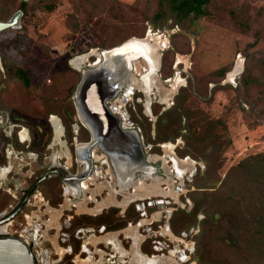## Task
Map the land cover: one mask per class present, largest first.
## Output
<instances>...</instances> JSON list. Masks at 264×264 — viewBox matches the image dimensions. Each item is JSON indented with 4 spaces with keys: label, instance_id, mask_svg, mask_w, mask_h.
Instances as JSON below:
<instances>
[{
    "label": "rangeland",
    "instance_id": "rangeland-1",
    "mask_svg": "<svg viewBox=\"0 0 264 264\" xmlns=\"http://www.w3.org/2000/svg\"><path fill=\"white\" fill-rule=\"evenodd\" d=\"M113 1L109 8L103 10L93 7L86 0L24 1L26 3V13L21 18L20 29L6 30L0 33V111L8 112L7 115L1 114L7 117L9 124L12 123L25 127L30 133L31 139L36 143L39 138V127L46 134L49 130V118L47 119L49 111H54L53 114L59 116L57 113L61 112L64 106L71 102V99L73 101V96L70 98L68 94L74 85V74L76 73L80 76V72L70 66V61L74 57L89 53L92 50L100 52L101 50L117 46L122 41H126L132 37L144 38L146 35L151 34L162 37V40L167 43L166 47L168 46V48L160 51V54L164 51L172 50V54L167 57L164 68H161L160 58L158 79L160 80L161 90L166 93L170 89V85L174 79L180 81L181 86L170 97L167 104H164L163 100L153 93L151 95L152 101L150 106L147 107L144 95L138 90L134 91L132 100L125 104V109L130 115V120L141 129L143 143L145 145L148 143L141 124V122L145 123L144 117L147 118L148 122H151L152 139L155 136L154 123L157 116L152 115V120L147 116L148 111L151 112V110L155 109L158 110V115L161 114L173 106L174 99L181 90L189 89L188 106L197 112H202L209 119L221 121L228 130L231 144L222 154L223 165L218 171L221 177L224 176L231 165L241 158L249 154L264 151V84L263 86H255L253 91L246 94L236 91L245 67L246 53L253 50L257 51L253 53L256 58L264 57V0H214L210 6L211 18H204L193 22L188 21L182 24V26L174 25L172 28L163 29H153L147 20L156 9L154 0ZM20 2L21 0H0V9L4 8L7 10L8 16L11 17L19 10L18 6ZM48 4H54L55 7L52 12H48L44 8ZM238 8L242 9L241 20L247 23L248 30L246 31H241L231 18L230 11ZM72 13L76 15L77 27L75 28L69 24L68 16ZM256 34L260 36V42L256 47L249 48L248 45L253 42ZM91 46L100 47L90 48ZM96 58L94 56L90 57L89 62L81 66V70L87 68L89 63L95 62ZM238 60H240L241 72L236 77L227 80V74L232 71ZM2 62L6 65V68L10 67L11 71L16 67H22L29 78V86L26 87L21 81L11 78L7 74L6 68L3 67ZM221 67L228 69L224 76L213 75L214 71ZM135 70L134 74L140 75L145 71L143 69V71L138 73L139 71ZM167 79L168 81L165 83L164 80ZM140 109L141 111H139ZM75 117L76 111L72 124L75 122ZM6 131L8 133L10 130L7 129ZM1 132L0 129V134ZM44 138L46 139L47 135ZM51 143L52 138L49 144ZM1 146L2 141L0 140V155H2ZM182 147L183 142L176 146L175 149L178 150ZM155 148H158L159 152L156 153L152 150L154 154L158 156L164 155V150L157 145L153 147V149ZM33 149L38 154L39 159L43 158L46 154H51L53 158L60 151L58 147H53L47 151V147L45 148L43 145H34ZM177 150H174V152ZM191 160L194 161L193 159ZM195 162H197L195 165L196 170L199 164L204 169L205 163L202 160H196ZM156 164L160 165L161 161H158ZM170 168L173 170V175L171 174L170 177L178 182L179 180L175 178L177 176L176 171H174L172 166ZM71 171H76L75 165H73ZM104 174L105 172L103 171ZM194 175H192L189 181L186 180L188 174L186 176L183 175L185 182L183 192L179 185L175 186L180 188L181 195L178 196L179 198L176 197L175 199L173 195L169 197L150 196L152 200L168 201V204L163 202L164 208L162 209L157 208L155 205L151 207L146 206L145 208L146 215L148 216L147 221L151 214L161 211V221L152 225L151 231L154 233L151 234L149 232L150 236L144 243H148L151 250L150 253L145 252L146 254L159 253L153 249L154 241L157 240L166 241L168 244L167 249H163L165 256H169L167 250H172L173 246L177 244L175 241L167 242L166 239L168 237L160 236L157 231L160 230L159 225H163L166 222L169 225L172 213L177 209H182L186 212L191 210L192 204L186 200H188V194L195 190L192 179L195 178L193 177ZM160 176L164 179L169 177L166 173L165 176ZM33 178L34 176L27 180L29 186L32 185L31 180ZM101 181L104 182V180ZM150 183L151 181L147 182V184ZM139 185L140 182H137L134 187ZM39 189L45 199L59 198L60 202H62L61 182L54 181L50 189H46L43 185ZM139 192L141 193L140 190ZM86 195L88 196L89 194L87 193ZM109 195L111 196V193ZM77 197L75 196L74 200L76 203L81 196L76 199ZM104 198H106V191H103L97 197L98 202ZM117 198L120 199V195ZM10 199V196L7 194L0 193V209L5 207ZM148 201L145 199L143 202L146 204ZM133 204L135 206V203ZM94 206L93 203L88 204L89 209L94 208ZM166 208L173 209L170 216H166L164 212ZM75 211V209L73 211H66L64 214L65 216L72 215L73 218L69 221L70 224L74 217L80 215L92 216L88 213L75 214ZM124 212L121 214V209H119L116 217H123ZM138 213L139 217H141L140 212ZM65 216L62 219H66ZM200 216L201 218H199ZM18 219H20V214L18 215ZM140 219L132 223V225L137 224ZM202 219L203 214L199 213L197 215V222ZM147 221L143 222V228H145L144 224H147ZM196 226L199 227V232L192 238L185 239L184 241L185 243L189 241L194 242L191 261L195 263L194 255L199 250L198 243L200 242V238L198 236L201 232L200 225L197 224L193 227ZM126 227L121 230H124ZM141 229L140 232L142 233ZM63 230L69 234L68 244L72 245V239L78 240L75 238L76 229L72 230L71 225L69 228H64ZM117 231H108L103 234L97 233L95 237H101L105 233ZM86 235L88 236V234ZM117 237L122 241L125 249L128 250L131 241L125 240L122 233ZM183 246V244H180V248H183ZM99 248L106 253L110 252V248H105L101 243L99 244ZM88 249L90 253H93V247H89ZM85 256L86 253L83 254V257ZM94 256L98 259L99 255L94 253ZM72 259L73 255L66 256L64 259L65 264H72ZM125 260L126 262L123 263L119 261V258L115 257V264L130 263L129 259ZM67 261L69 262L67 263Z\"/></svg>",
    "mask_w": 264,
    "mask_h": 264
},
{
    "label": "trees",
    "instance_id": "trees-1",
    "mask_svg": "<svg viewBox=\"0 0 264 264\" xmlns=\"http://www.w3.org/2000/svg\"><path fill=\"white\" fill-rule=\"evenodd\" d=\"M154 1L156 9L147 19L153 29L172 28L174 25L182 26L188 21L193 22L212 17L210 6L214 0ZM86 2L103 10L109 8L114 1L86 0ZM54 7V4L44 6L48 12H52ZM18 9L23 12V15L26 13V3L23 0L19 3ZM241 10V8L231 10L230 15L235 25L239 26L241 31H246L248 26L240 18ZM7 17L10 18L7 10L0 9V21L8 20ZM68 19L73 28L77 27L75 14L69 15ZM259 42L260 36L256 34L248 47L254 48ZM95 47L100 46H91L90 48ZM254 52L257 51L250 50L245 55V67L236 90L241 94L251 92L255 86L264 84V57L256 58ZM170 54H172V50L162 53L161 68L166 65L167 57ZM2 64L6 68L4 62ZM227 71L226 67H221L214 71L213 75L223 77ZM6 72L11 78L21 81L26 87L29 86V78L22 67H16L12 71L10 67H7ZM74 75V85L68 94L70 98H72L74 87L80 78L78 74ZM189 91V89L181 90L176 95L173 106L161 114L158 115V110H151L152 115L157 116L154 123L155 136L153 139L151 137V122H148L146 117H144L145 123L141 122L147 144L151 143L154 147L161 143H173L177 138H181L183 147L175 149L177 156L181 159L189 157L194 161L202 160L205 163L204 169L197 167L193 176L195 178H192L195 190L188 194V200L192 204L191 210L188 212L182 209L174 211L169 220V227L175 235L180 236L189 228L197 224L200 225L199 250L194 255L197 264H264V151L241 158L231 165L221 177L218 171L223 165L222 154L231 144L228 130L221 121L209 119L202 112L191 109L188 106ZM75 111L71 99V102L57 113L64 127L65 139L71 152L73 151L71 124ZM53 112L49 111V116H56ZM1 113L8 114L7 111H0ZM15 134L16 131H13L9 137H5L1 132L0 140L3 141L4 147L6 144L12 143L17 150L36 153L33 149L34 145H43L46 148L52 138L50 128L46 134L39 127L38 141L34 143L32 140L26 148L24 144L18 142ZM45 135H47L46 139ZM77 138L80 142H87L90 139V134L82 128ZM152 150L156 153L159 152L158 148H152ZM41 162L42 158H38L37 164L41 165ZM46 172V170H37V175L35 173L36 176L34 175L31 184L38 181ZM54 181L60 182L59 177L48 176L38 184L37 188H41L43 185L46 189H50ZM0 193L2 192L0 191ZM60 201L59 198L49 199L52 206H58ZM117 212H119L118 208L110 207L96 216L74 217L71 229L94 228L97 231L103 227L104 232L117 231L140 218L133 203L126 208L123 217H116ZM199 213L203 214V219L197 222ZM72 246L73 252H78L80 241L72 239ZM149 247V244L146 243L142 249L144 252L150 253Z\"/></svg>",
    "mask_w": 264,
    "mask_h": 264
},
{
    "label": "water",
    "instance_id": "water-1",
    "mask_svg": "<svg viewBox=\"0 0 264 264\" xmlns=\"http://www.w3.org/2000/svg\"><path fill=\"white\" fill-rule=\"evenodd\" d=\"M22 16L23 12L17 10L8 20L0 21V33L10 29H20ZM141 40L142 38L136 39L135 37H132L120 45L110 49L101 50L100 52H97V55L100 56V62L97 65H88L85 69L77 70L80 72V78L74 89L73 101L76 114L83 123L84 128L89 132L90 139L86 143L75 146L72 152L66 142H63L64 147L67 149L70 156L81 162L82 169L79 173L67 174V172L58 164L57 156L53 157L51 166L53 169L52 174L59 177L60 182L66 185L74 196H80L82 194L81 183L92 179L95 174L94 163L91 156V152L94 149L101 151L108 159L111 176L107 179V182L114 180L116 196L120 195L123 197V190H128L129 193H133V191H131L133 185L142 177H146V179L148 178L146 180L147 182L151 181L153 178L163 179V177L157 176L159 170L153 165V162L146 157L143 149V142L137 130L124 128L121 124L120 117L113 113L108 107L109 102L114 101L119 96L124 97L131 92L129 91V86L132 74V62L137 61L138 59L143 60L148 55L147 49H145ZM167 48L168 46L166 49ZM161 55L162 54H160V58ZM97 60L98 59L96 58L95 62ZM149 115L153 120L151 112ZM56 118L59 124L58 132L60 133V140V137L64 135L65 130L60 119L58 117ZM56 130L57 128L54 127L51 145L54 144ZM173 153L174 157L178 160H182L176 156L175 152ZM186 159L192 161L189 157H186L184 160ZM192 163H194V161H192ZM170 165H172V162ZM195 171L196 170L193 168L189 173L194 175ZM163 172L162 175L165 176V173ZM183 175L180 176V174H177L175 178L181 182L183 181ZM46 177L47 174L43 175L38 181L30 186L15 209L8 216L0 220V224L9 221L17 215L29 193ZM168 178L169 177H167V179ZM151 196L161 197L162 195L151 194ZM145 198L146 197L136 198L130 202L128 201L121 204L123 206L109 204L107 207L98 209L95 214L87 213L98 215L109 207H116L119 209L124 207L121 209L124 210L131 203L143 201ZM122 200L123 198L118 202H122ZM170 215L171 212H169L168 216ZM158 216L161 215L159 214ZM121 233L124 234L123 230L113 232V234H117V236ZM0 264L37 263L31 249L20 238L14 235H5L0 232Z\"/></svg>",
    "mask_w": 264,
    "mask_h": 264
},
{
    "label": "built area",
    "instance_id": "built-area-1",
    "mask_svg": "<svg viewBox=\"0 0 264 264\" xmlns=\"http://www.w3.org/2000/svg\"><path fill=\"white\" fill-rule=\"evenodd\" d=\"M167 80H164L165 83H167ZM130 100H132V96L133 93H131L130 95ZM125 97V96H124ZM123 96H119V98H116L114 101H111L108 103V107L109 109L117 114L120 119H121V124L124 128L127 129H136L137 132L140 135V138L142 139L143 142V136L141 133V129L136 126L131 120H130V115L128 114V112L125 109V104L128 103L130 100H128L125 104H123L122 110L124 112V114L126 115V117H123L121 114H119L117 108H115L114 103L116 100L118 99H122ZM5 117V118H3ZM52 117H57L54 115H50L49 119H48V123H49V128L51 129V132L53 134L54 131V126L51 124V118ZM7 121L8 125H4V127H0L1 131L5 134H7V129H9L12 133V131H16V136L18 138L19 143L24 144L25 147L27 148L32 139L31 137H29L30 133L28 132V130L21 126V125H16V124H9V121L7 119L6 116H4L3 114H0V125H3L5 122ZM84 128L83 123L81 122V120L79 119L78 115L76 114L75 117V122L71 125V131H72V146L73 148L75 146H79L80 144L86 143V142H80L78 141V134L80 133L81 129ZM23 132V133H22ZM19 136V137H18ZM65 141V131H64V135H62L60 137V141ZM67 144V142H66ZM179 144H182V139L181 138H177L175 140V143L172 142H166V143H161V144H157L158 147H160L163 150V146L164 145H172L173 146V152L176 148V146H178ZM53 145V144H52ZM51 144H49L47 146V151L51 150L50 147H52ZM68 145V144H67ZM152 145L151 144H147L145 145L143 143V149L145 152V155L147 158L150 159V157H160L157 154H154L152 152ZM61 150V149H60ZM31 156L35 159H37L38 161V154L34 153V152H30ZM91 156H92V160L94 163V170L96 171L97 168L102 169V171H106V174H104L103 177L100 178H95L94 182H89L88 180L84 181L87 182V192H84V188H83V183H81V188H82V194L80 195L81 198H79V196L76 198H79V201L76 203L74 202L75 200V196L72 194L71 190L64 184L61 183V188H62V197H63V201L61 204H59L57 207H53L51 206L49 200L45 199L43 193L41 192V190L39 188H35L33 189L29 195L27 196L26 201L24 202L22 208L20 209V211L17 213V215L15 217H13L12 219H10L7 222H4L2 224H0V228H2L1 233H4L5 235H14L18 238H20L32 251V253L34 254L35 260L37 264H65L64 259L66 256H71L73 255V259L71 260L72 264H77V261H81L84 259H87V257L89 255H91V258L93 260V264H115V257L119 258V261H122L123 263L126 262L125 259H129L131 260V253L130 249H131V245L130 248L128 250L125 249V247L122 244V241L119 240L118 238L116 240H114V242H99L96 244H92L89 243V237H93L96 238L95 235L98 234H103L104 233V228L101 227L99 230L95 231L94 228H79L76 230L75 232V238H77L80 242V246H79V250L76 253H73V246L68 244V240H69V234L67 232H65L63 229L64 228H69V226L71 225L69 223V221L73 218L72 215H64L66 211H73L74 209L76 210L74 213L75 214H84L82 212H77L78 211V207L77 205L81 202L84 203V205L86 206L87 209L88 208V204L89 203H93L94 205L96 204V202H98L97 197L101 195V193L103 191H106V197L108 194V191L106 188H99L96 193L93 194L92 193L98 185H100L101 183H103L101 180L107 181V179L111 176V171L109 168V163H108V159L106 157L105 154H103L101 151L95 149L91 152ZM55 157V156H54ZM51 158V154H46L43 156L42 158V162L41 165L37 164V169H41L44 170L46 169V171L50 170L52 167L47 165V162L49 161V159ZM186 158V157H185ZM185 158H183L182 160H184ZM53 159V158H52ZM181 159V158H180ZM69 160V161H68ZM151 162H153V164L155 162H158L160 160H150ZM57 162L60 165L61 168H63L66 172H72L71 169L73 167V165H75V169H76V173L80 172V170L82 169V164L81 162H79L78 160H76L75 158H73L72 156H70V159H67L66 156L62 155L59 156L57 155ZM197 162L194 161L193 163V168L196 170L195 165ZM198 167H200V169H203L202 165H198ZM36 169V170H37ZM108 170V172H107ZM196 172V171H195ZM36 171L34 170H27L23 173V177H11V179H13V187H7V188H2L5 192H7V194L10 196L12 203H10L7 207V209H5L3 212H0V220H2L4 217L8 216L17 206V204L20 202V198H19V191L23 190V193L26 192V187H28L29 185L26 184L28 179H31L34 175H35ZM75 174V173H74ZM188 174L186 180L189 181L192 177V175L189 172H184V175ZM24 178V179H23ZM147 182V181H146ZM179 182V181H178ZM176 182L174 181V185L175 186H180V188L183 189L185 187V182L184 180L181 182ZM29 188V187H28ZM67 189H68V193H67ZM131 191H134V189H132ZM22 193V192H21ZM22 193V194H23ZM89 194L88 196L86 194ZM26 194V193H25ZM181 195V194H180ZM179 195V196H180ZM115 199L117 201H120L123 197H121L120 199L117 198L118 196L114 195ZM151 197L148 196L145 199L149 200L148 202H146V204L143 201H137L134 202L135 203V208L138 212H140V220L139 222H137V224L132 225V223H128L127 228L130 227H134L138 225L137 228V233L138 235L141 236V244H140V250H141V245H143L146 240L149 238V232H151V234H153L154 232L151 231L152 225L154 223L160 222V216H158V212H155L154 214L150 215L149 220L147 221V215H146V211L145 208L146 206H153L155 205L157 208H164V204H163V200H159V199H150ZM179 198V197H178ZM105 199V198H104ZM103 199H101L100 201H102ZM188 203L189 201L186 200ZM168 201H165L164 203H167ZM163 204V205H162ZM64 205H67L65 207H63ZM170 209V212L172 213V208H166ZM61 210L60 214L56 215V211ZM121 210V214L125 211ZM164 210V212L166 211ZM166 213V212H165ZM20 214V219H18V215ZM159 214L161 215V211L159 212ZM66 217V219H62V217ZM92 216H96V215H92ZM166 216H168V214L166 213ZM201 218V216L199 217ZM141 221H147V224H144L145 228H143V222L141 223ZM58 227V228H57ZM142 228V229H141ZM124 229V230H125ZM140 229L142 230V233L140 232ZM159 231H157V233L160 236L163 237H168L167 242H172L173 240H171V237L169 236V233L174 236V238L176 239L175 242L177 243L176 245L173 246L172 250H169V255H170V251H173L175 246H178V249H181L183 251V254L187 256V259H185L184 261L181 262V264L183 263H188L191 264V262L193 263L194 261H191V255L193 253V244L194 242H187L185 243V239L188 238H192L193 236H195L198 232H199V227H192L190 230H188L187 232H183L181 233L180 236H176L173 234V232L171 231L168 222H166L163 225H159ZM54 232L53 234H50ZM50 234V235H49ZM88 234V236L86 235ZM106 234H113V233H105ZM88 238V239H86ZM123 238L125 240H130L129 237H127L125 234H123ZM102 244L105 248H110V252L106 253L103 250H101L99 248V244ZM180 244H183V248H180ZM186 245H189V249L186 248ZM89 247H93V253L89 252ZM168 244L166 243V241H154V245H153V249L157 250L158 252L163 251V249H167ZM118 249H122L124 250L127 254L124 258H120L119 254H118ZM102 253V257L100 256V253ZM142 252V251H141ZM86 253V256L83 257V254ZM94 253L98 254V259L95 258ZM144 255H147L146 253H143ZM107 257H106V256ZM153 254H150V256ZM158 255V254H155ZM160 256H164V254H159ZM105 256V257H104ZM100 260V261H99ZM195 263V262H194ZM196 264V263H195Z\"/></svg>",
    "mask_w": 264,
    "mask_h": 264
},
{
    "label": "bare ground",
    "instance_id": "bare-ground-1",
    "mask_svg": "<svg viewBox=\"0 0 264 264\" xmlns=\"http://www.w3.org/2000/svg\"><path fill=\"white\" fill-rule=\"evenodd\" d=\"M137 39V38H136ZM141 39V38H138ZM141 42L144 44L145 49H147L148 55L146 56L145 59L141 60L138 59L137 61L132 62V74H131V78H130V86H129V91L132 92L133 86L135 85V88H137L141 93H143L144 98H145V105L147 107L150 106L151 103V95L153 93H155L156 95H158L161 100H163L164 104H167L168 101L170 100V97L175 93V91L181 86L180 85V81L178 80H173L172 84L170 85V89L167 90V92H163L161 90V86L159 84V82L156 80L157 76H156V69L157 72L159 71V62H160V51L164 50L166 48V42H164L162 40V37L159 36H155V35H146L144 38H142ZM94 56L95 58L97 57V61L95 63H89L88 65L93 66V65H97L100 62V56L97 55L96 51H90L87 54H82L80 56H77L75 58H73L70 61V65L76 69L79 70L81 69L82 65H85L86 63L89 62V58ZM142 65H147V67L142 66ZM241 64H240V60H238L236 62V65H234L232 71L230 73L227 74V80L232 78V77H236L240 72H241ZM137 69L140 73L141 71H143V69H145L144 73L140 75V77L136 78L137 80H134V85H133V72L134 70ZM136 71V70H135ZM180 79V78H179ZM235 80V79H234ZM233 80V81H234ZM231 81V80H230ZM154 90V92H152ZM162 91V92H161ZM130 93L126 94L125 97H123V100H120L118 103L119 105H117V101H115L114 106L115 108H117L119 114H123V117H126V115L124 114L122 107L123 104H125V102H127V100L130 98ZM150 112L148 111L147 116L149 115ZM51 122L53 124L54 127L57 128L56 130V134H55V138H54V144H58V146L61 148L62 150V154L64 156L67 157V159H70V154L68 153L67 149L64 147V142L59 140V136L60 133L58 132V120L56 117H52L51 118ZM165 146V145H164ZM172 147V151L171 148H167L165 150V153L163 156H160V161L162 164V168L164 170V172L166 174H168L169 178L167 179H160V178H153L151 179V183L147 184L146 177H142L139 180H137L135 182V184L137 182H140V185L137 187H134L133 185V193H129L128 190H123L122 194H123V200L122 202H118L115 199V188H114V180H111V182H103L101 183L100 187H106L108 193H111V196L109 198H107L104 202L100 203L97 205V207H94L92 209H87L85 207H80V204L77 205L78 207V211L79 212H88L91 214H95V212L98 209H101L102 207H107L109 204H115L117 206L124 204L126 202H130L131 200H134L136 198H144V197H148L151 196V194H160L162 196H170L173 195V197L176 199V197H178L181 192L179 191L180 188L175 187L174 185V181L172 179L171 174L173 173V170L171 168L166 167V163L167 162H172V168L174 169V171H176V173L180 176L183 175L184 172H190V170L193 169V165H192V161H190L189 159L186 160H178L176 157H174V153H173V146L172 145H168ZM95 150V149H94ZM159 157H154V160ZM150 160H153L152 157H150ZM159 160V159H158ZM69 161V160H68ZM163 162H166L165 164ZM100 169V168H97ZM97 169L95 171L94 176L92 177V179H89V182H94L95 178H98L97 176ZM170 169V170H169ZM102 171V169H101ZM104 171V170H103ZM102 171V172H103ZM106 174V171H104ZM108 172V170H107ZM173 175V174H172ZM104 176V175H103ZM102 176V177H103ZM186 176V175H185ZM113 179V178H111ZM87 181V182H88ZM144 181V182H143ZM87 182L83 183V188L87 187ZM165 185V187H163ZM143 187H145L144 189H142ZM139 190L141 191V193L139 192ZM84 192H86V189L84 190ZM67 193H68V189H67ZM109 193V194H110ZM173 198V199H174ZM67 205H64L63 207H65ZM123 206V205H121ZM82 208H85L84 210ZM121 208V207H120ZM124 208V207H122ZM121 208V209H122ZM61 210L56 211V215L60 214ZM167 214H169L170 209L165 211ZM159 214V213H158ZM143 221H141L142 223ZM58 228V227H57ZM132 228V229H130ZM127 228L125 230H123V233L129 237L127 235L128 230H132L131 233L136 232V229L138 228L137 226L134 227H130ZM135 230V231H134ZM2 231V228H0V232ZM117 235V234H116ZM169 236L171 237V240L175 241L176 239L174 238V236H172L169 233ZM131 239V249L130 252L131 253V260L129 264H163V263H167V264H181L182 261H184L185 259H187L186 254H183V251L181 249H178V246H175L173 251H170V255L169 256H158V255H144L141 250H140V244L133 242V239L131 237H129ZM110 242L107 239V235H103L101 236V239L99 240V242ZM189 245H186V248H188ZM118 254L120 256V258H124L127 254L124 250L122 249H118ZM91 259V257H88L86 260H81V261H77V264H82L88 261V259ZM92 260V259H91ZM153 261V262H151ZM89 264H93V261H88ZM191 264H195V263H191Z\"/></svg>",
    "mask_w": 264,
    "mask_h": 264
},
{
    "label": "crops",
    "instance_id": "crops-1",
    "mask_svg": "<svg viewBox=\"0 0 264 264\" xmlns=\"http://www.w3.org/2000/svg\"><path fill=\"white\" fill-rule=\"evenodd\" d=\"M4 122L5 123L3 125H0V127H4V125L5 126L8 125L7 121H4ZM10 134H11V131H9L7 134L4 133L5 137H9ZM29 137H31V136L29 135ZM16 138H17V136H16ZM17 140H18V138H17ZM53 147H58V149H61L58 146V144H53L52 147H50V148L52 149ZM1 148H2V155H0V191H2V193L7 194V192H5L2 188H7L9 186L13 187V183L14 182H13V179H11V177H13V176H15V177H23V173L25 171H27V170H33V171L35 170V171H37L38 170L37 169V159H35V158H33L31 156L30 151L17 150L12 143L6 144L5 147H4V143L2 141ZM61 154H62V150H60L59 153H57L55 156H57V155L61 156ZM52 162H53V159L51 157L49 159V161L47 162V165L51 166ZM192 165H193V163H192ZM44 170H46V169H44ZM97 177L100 178L102 176H97ZM28 187L30 188V186H28ZM28 187H26L27 190L29 189ZM84 188L86 189V192H87V190H88L87 188L88 187H84ZM99 188L102 189V187L99 186L93 192H91L92 196H93L94 193H96V191ZM103 188H106V187H103ZM27 190H26V192H27ZM21 192L23 193V190L19 191V193H18L20 200L26 193L25 192V193L22 194ZM109 196L110 195L108 193L107 197L105 199H103L102 201H100V202H96L94 207H97L98 204L104 202ZM10 203H12L11 199H10L9 203L5 207L0 209V212H3L5 209H7L8 205ZM79 204H80V207H85L86 208L84 203L80 202ZM85 208H82V209L84 210ZM130 229H132V228H130ZM131 231L132 230H128L127 235L133 239V242L141 244V236L138 235L137 229H136V232L131 233ZM106 235H107V239L109 241H111V242H114V240H116L118 238L116 234H106ZM86 239H88V238H86ZM100 239H101V237H96V238L89 237L88 242L92 243V244H96V243H99ZM99 253H100V256L102 257V253L101 252H99ZM88 257H91V255H89ZM82 264H89V263H82ZM163 264H167V263H163Z\"/></svg>",
    "mask_w": 264,
    "mask_h": 264
},
{
    "label": "flooded vegetation",
    "instance_id": "flooded-vegetation-1",
    "mask_svg": "<svg viewBox=\"0 0 264 264\" xmlns=\"http://www.w3.org/2000/svg\"><path fill=\"white\" fill-rule=\"evenodd\" d=\"M142 66L147 67V65H142ZM157 69H158V68H157ZM157 69H156V73H155L156 76H157ZM158 72H159V71H158ZM133 75H134V78H133V82H132V83H133V85H134V80H137L136 78L140 77V74H134V72H133ZM137 76H138V77H137ZM156 80L159 82L158 76H157ZM133 89H134V90H132L131 93H134L135 90H138L137 88H135V85L133 86ZM138 91H139V90H138ZM139 92H140V91H139ZM130 95H131V94H130ZM130 97H131V96H130ZM126 98H127V97H126ZM126 98H125V99H126ZM125 99H123V98H122V99H118V101H117L116 104L119 105L118 102H119L120 100H123V101H124ZM128 100H130V98H129ZM128 100H127V101H128ZM125 103H126V102H125ZM122 115H123V114H122ZM167 148H171V151H172V147H171V146L165 145V146H163L164 153H165V150H166ZM152 158H153V160H154V157H152ZM157 159L160 160L161 158L159 157V158H157ZM155 160H156V159H155ZM155 160H154V161H155ZM156 163H157V162H155L153 165L159 170V173L157 174V176L162 175V171H163V169H162V164L158 165V164H156ZM163 163L165 164L166 162H163ZM170 163H171V162H167V163H166V167L170 168V167H171V165H169ZM52 170H53V169L51 168L50 170H48V171L46 172V174H47L48 176L53 175V174H52ZM169 170H170V169H169ZM68 173H73V174L75 173V174H76V172H67V174H68ZM78 173H79V172H78ZM63 175H64V174H63ZM97 175H98V176H103V172H102L101 170H97ZM48 176H47V177H48ZM162 176H163V175H162ZM84 189H85V188H84ZM62 201H63V200H62ZM61 203H62V202H61ZM61 203H60V204H61ZM142 246H143V245H141V251H142V253H143ZM168 251H169V250H167V252H168ZM160 252H161V253H160ZM160 252L158 253V256H159V254H164L163 251H160ZM144 253H145V252H144ZM168 253H169V252H168ZM153 255H155V254H153ZM89 260L92 261L90 258L88 259V261H89ZM88 261L85 262V263H88Z\"/></svg>",
    "mask_w": 264,
    "mask_h": 264
}]
</instances>
